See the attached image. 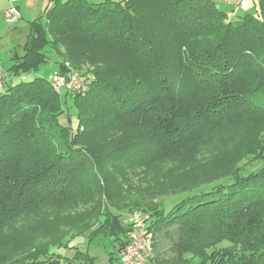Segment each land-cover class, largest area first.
Masks as SVG:
<instances>
[{"label":"trees","instance_id":"1","mask_svg":"<svg viewBox=\"0 0 264 264\" xmlns=\"http://www.w3.org/2000/svg\"><path fill=\"white\" fill-rule=\"evenodd\" d=\"M252 1L254 12L228 17L213 0H50L45 21L29 24L21 54L9 59V76H35L48 51L61 49L64 60H77L86 48L88 55L117 51L110 56L123 64L118 74L88 79L82 95L96 103L88 117L105 111L117 126L157 131L166 141H195L216 125L254 123L255 144L236 148L258 165L218 168L179 188L167 208L129 207L149 216L154 246L168 229V254L154 255L150 264H264V0ZM51 85L35 76L0 95V220L26 202L95 182L90 150L69 131L70 121L58 120L62 103L51 105ZM72 102L78 119L83 101ZM7 181H18L23 191ZM95 214L99 223L85 230L96 234L110 221L101 234L120 236V254L129 225L122 228L109 210L110 218Z\"/></svg>","mask_w":264,"mask_h":264},{"label":"rangeland","instance_id":"2","mask_svg":"<svg viewBox=\"0 0 264 264\" xmlns=\"http://www.w3.org/2000/svg\"><path fill=\"white\" fill-rule=\"evenodd\" d=\"M246 11L255 10L251 7ZM41 18L45 21L44 16ZM12 32L4 21L0 23V95L9 84L30 81L35 76L52 81L56 98L51 105L55 106L60 98L58 120L61 123L70 121L69 131L75 132V139L90 150L88 158L95 182L84 180L82 186L26 202L9 217L0 220V264H120V236L101 234L107 231L110 221L101 226L97 232L100 234L85 230L99 223V219L93 217L96 212L110 218L109 210L119 215L122 228L128 225L130 228L129 207L132 210H143L146 206L155 210L167 208L179 197L176 193L179 188L195 186L203 176L218 168L258 165L252 156L241 158L243 153L236 148L240 144H255L251 121L216 125L208 128V136L195 141H166L157 131L117 126L105 111L101 115V111L93 112L95 117H88V112L95 111L93 103L96 104L82 95L89 88L88 79L94 75L102 79L107 73L112 77L120 72L122 62L118 64L117 58L110 56L115 50L110 49L103 55L98 50L88 55L86 48L76 55L77 60H64L59 55L63 53L61 49L58 53L48 51L45 63L37 69L35 76H7L13 63L10 57L20 55L22 51L17 41H11ZM73 77L76 82L71 81ZM74 97L82 100L84 106L78 119L72 102ZM22 166L26 170L25 163ZM3 185L16 193L23 189L19 188L18 181H7ZM70 219L77 224L71 226ZM111 229L108 233L114 231ZM167 230L157 234L156 258L169 252V242L163 233ZM30 256L34 257V263ZM41 256L45 261L37 263Z\"/></svg>","mask_w":264,"mask_h":264},{"label":"crops","instance_id":"3","mask_svg":"<svg viewBox=\"0 0 264 264\" xmlns=\"http://www.w3.org/2000/svg\"><path fill=\"white\" fill-rule=\"evenodd\" d=\"M50 0H0V23L4 21V12L15 8L21 14V19L10 26L13 31L11 41H17L22 48L29 32V24L44 15ZM90 3L99 4L108 0H87ZM214 3L228 16L249 10L253 7L252 0H213ZM5 22V21H4ZM14 56V55H13ZM12 57V56H11ZM10 57V58H11ZM8 76V74H6Z\"/></svg>","mask_w":264,"mask_h":264},{"label":"built area","instance_id":"4","mask_svg":"<svg viewBox=\"0 0 264 264\" xmlns=\"http://www.w3.org/2000/svg\"><path fill=\"white\" fill-rule=\"evenodd\" d=\"M20 19L21 14L15 8L4 12V21L7 25L12 26ZM71 81L76 82L74 77ZM128 220L130 231L127 234V243L119 254V263L150 264L154 257V236L148 228L149 216L135 211L129 215Z\"/></svg>","mask_w":264,"mask_h":264}]
</instances>
